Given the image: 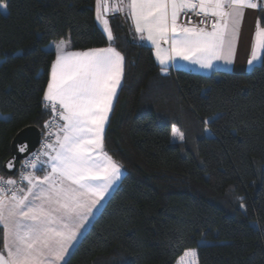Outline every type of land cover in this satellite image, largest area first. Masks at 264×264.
<instances>
[{"label": "trees", "instance_id": "obj_1", "mask_svg": "<svg viewBox=\"0 0 264 264\" xmlns=\"http://www.w3.org/2000/svg\"><path fill=\"white\" fill-rule=\"evenodd\" d=\"M0 169L15 135L45 131L54 42L109 44L95 0H0ZM264 25V10H261ZM124 77L105 148L125 169L68 264H264V67L160 73L124 15L110 16ZM192 127L186 141L172 129ZM86 237V238H85Z\"/></svg>", "mask_w": 264, "mask_h": 264}, {"label": "snow or ice", "instance_id": "obj_2", "mask_svg": "<svg viewBox=\"0 0 264 264\" xmlns=\"http://www.w3.org/2000/svg\"><path fill=\"white\" fill-rule=\"evenodd\" d=\"M246 9L264 10V0H95V19L109 46L78 51L70 36L54 42L42 97L52 113L44 124L47 138L23 164L28 171L19 179L0 176V264H68L95 211L121 180L122 166L105 151V129L125 67V57L111 44L109 16L121 13L131 21L167 75L184 67L179 61L216 71L232 65ZM0 10L6 12L7 5L0 2ZM193 16L201 19L194 22ZM247 65L264 67L259 19ZM172 136L184 139L175 127ZM18 151L29 152L28 144ZM184 257L189 259L179 264H198L197 250Z\"/></svg>", "mask_w": 264, "mask_h": 264}, {"label": "crops", "instance_id": "obj_3", "mask_svg": "<svg viewBox=\"0 0 264 264\" xmlns=\"http://www.w3.org/2000/svg\"><path fill=\"white\" fill-rule=\"evenodd\" d=\"M118 14V13H117ZM121 14V13H119ZM261 10H252V9H246L245 10V14H244V18H243V22H242V25H241V36H240V40L238 42V45H237V50H236V54H235V57H234V62L232 65H222L221 67V70H226V71H240V72H247V71H250L253 67H250L247 65V60L249 59L250 57V52H251V45L253 43V40H254V31H255V23L257 21V19L260 20L261 22ZM123 15V14H121ZM111 16V15H110ZM110 16H109V19H110ZM261 25L264 26L261 22ZM130 26H131V29L134 31L133 27H132V24H131V21H130ZM102 28V26H100ZM135 33V31H134ZM136 34V33H135ZM137 37L139 38L138 34H136ZM140 39V38H139ZM59 41V40H58ZM142 41V40H141ZM148 45H150L147 41H142ZM110 43V42H109ZM112 46L115 47L113 45V41L111 42ZM109 46L106 45V46H103V47H107ZM151 46V45H150ZM72 48V46H71ZM116 48V47H115ZM117 49V48H116ZM72 50H77V49H73ZM82 50H86V49H82ZM118 50V49H117ZM79 51V50H78ZM120 51V50H118ZM154 51V50H153ZM121 52V51H120ZM122 54V52H121ZM123 55V54H122ZM158 63V62H157ZM178 63L184 65V67L182 69H186V70H191V71H196V72H202V73H207V74H210V73H214L216 70L213 69V70H204V69H200L198 66H194V65H188L186 64V62H183V61H179ZM159 65V64H158ZM160 66V65H159ZM177 69L175 68H171L168 72L167 75H164V76H170L172 75V73H174ZM122 83H123V80H122ZM119 92L120 90L118 91V95H119ZM118 97V96H117ZM116 101L117 99L114 101V107H115V104H116ZM114 107H113V110H114ZM112 110V112H113ZM112 112L110 113V117H111V114ZM109 117V119H110ZM108 125V124H107ZM107 125H106V128H107ZM105 133H106V129H105ZM105 151H106V148H105ZM112 156V155H111ZM43 159H46L45 157H42V160ZM115 160V159H114ZM121 165V164H120ZM122 166V165H121ZM37 175H43V172L42 171H39L37 170L36 172ZM125 174V169L124 167L122 166V177H121V180L123 178ZM121 180L114 186V188L110 191L108 197L106 198V200L104 202H102V205L104 206L105 202L108 200V198L110 197V195L113 193V191L115 190V188L120 184ZM103 206H99L98 209L95 211V214L94 216L91 218L89 224L87 225V228L86 230L83 232V235L84 233L88 230V228L90 227V225L92 224V222L94 221V219L96 218V216L99 214V212L101 211V209L103 208ZM82 235V236H83ZM82 236L80 237V240L82 238ZM0 246H2V233H0ZM77 246V245H76ZM75 246V247H76ZM74 250V248L71 250V253L72 251ZM71 255V254H70ZM69 255V256H70ZM68 256V257H69ZM68 257L66 259H68Z\"/></svg>", "mask_w": 264, "mask_h": 264}, {"label": "water", "instance_id": "obj_4", "mask_svg": "<svg viewBox=\"0 0 264 264\" xmlns=\"http://www.w3.org/2000/svg\"><path fill=\"white\" fill-rule=\"evenodd\" d=\"M41 138H42V130L36 125H29L21 129L13 138V141L11 144L10 156L3 163L4 172L9 176H13L17 171L19 162L35 150ZM21 143L28 144L30 151L24 152V153L19 152L18 146ZM13 158H15L14 160L15 166L11 169H8L6 165L10 161H13Z\"/></svg>", "mask_w": 264, "mask_h": 264}, {"label": "built area", "instance_id": "obj_5", "mask_svg": "<svg viewBox=\"0 0 264 264\" xmlns=\"http://www.w3.org/2000/svg\"><path fill=\"white\" fill-rule=\"evenodd\" d=\"M192 18H193L194 22H197V21H199L201 19V17H194V16ZM50 112H51V110H50ZM51 119H52V113H51V117L49 118V120H51ZM46 133H47V129H45V131L42 132V138H41L38 146L35 148V150L33 152H31L27 157H25L24 159H22L19 162L17 171H16V173L13 176L7 175L5 172H2L1 169H0V176L4 177L5 179H8V178L19 179V175H20L21 171H28V169H24L23 168V164L26 161L31 160V159L34 158L33 155H32L33 153H38V152H40L42 150V145H43V143L45 142V140L47 138ZM41 159H42V157H41Z\"/></svg>", "mask_w": 264, "mask_h": 264}, {"label": "rangeland", "instance_id": "obj_6", "mask_svg": "<svg viewBox=\"0 0 264 264\" xmlns=\"http://www.w3.org/2000/svg\"><path fill=\"white\" fill-rule=\"evenodd\" d=\"M195 72H196V71H195ZM198 72H199V71H198ZM199 73H202V72H199ZM203 74H207V73H203ZM210 74H212V73H210ZM0 115H1V114H0ZM175 128L178 129L180 133H183L184 139H183V140H180L178 137H173V136H172V140H173V141H176V142H177V141H178V142H184V141H186L187 136L190 135V132H192V128H193V127H192L191 129H189L188 131H183L182 129H179L177 126H175ZM101 206H103V205H101ZM101 206H100V207H101ZM100 207H99V208H100Z\"/></svg>", "mask_w": 264, "mask_h": 264}]
</instances>
